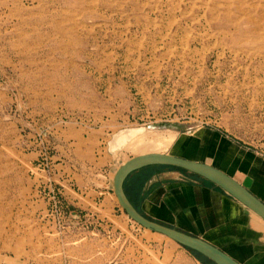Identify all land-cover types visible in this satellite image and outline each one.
Returning <instances> with one entry per match:
<instances>
[{"label":"rangeland","instance_id":"1","mask_svg":"<svg viewBox=\"0 0 264 264\" xmlns=\"http://www.w3.org/2000/svg\"><path fill=\"white\" fill-rule=\"evenodd\" d=\"M71 124L115 166L202 130L264 161V0H0V261L65 236L48 189Z\"/></svg>","mask_w":264,"mask_h":264},{"label":"crops","instance_id":"2","mask_svg":"<svg viewBox=\"0 0 264 264\" xmlns=\"http://www.w3.org/2000/svg\"><path fill=\"white\" fill-rule=\"evenodd\" d=\"M99 128L71 124L59 133L52 157L53 186L68 213L64 231L40 254L10 257L0 264H214L167 236L138 227L113 192L114 157L99 152ZM172 155L212 165L264 203V161L222 135H182ZM124 191L145 217L199 237L239 264H264V220L231 195L181 169L149 166L130 173ZM35 192V190H34ZM45 217V202L33 193ZM37 211V210H36ZM45 230V228H42Z\"/></svg>","mask_w":264,"mask_h":264},{"label":"water","instance_id":"3","mask_svg":"<svg viewBox=\"0 0 264 264\" xmlns=\"http://www.w3.org/2000/svg\"><path fill=\"white\" fill-rule=\"evenodd\" d=\"M160 126H163L160 124ZM149 166H169L195 174L213 183L241 202L264 220V203L246 187L220 169L205 162H199L172 155L150 152L135 155L124 161L113 175V192L125 214L139 226L167 236L175 242L193 250L214 264H239L233 258L205 240L163 225L142 215L129 201L124 191V180L133 171Z\"/></svg>","mask_w":264,"mask_h":264},{"label":"built area","instance_id":"4","mask_svg":"<svg viewBox=\"0 0 264 264\" xmlns=\"http://www.w3.org/2000/svg\"><path fill=\"white\" fill-rule=\"evenodd\" d=\"M49 186L50 188L48 189V193H49V198L51 200V202L57 207V205L59 204V207L61 206V204L59 203V197L58 194L53 190L56 189L55 186H53V184L51 182H49ZM57 190V189H56Z\"/></svg>","mask_w":264,"mask_h":264},{"label":"bare ground","instance_id":"5","mask_svg":"<svg viewBox=\"0 0 264 264\" xmlns=\"http://www.w3.org/2000/svg\"><path fill=\"white\" fill-rule=\"evenodd\" d=\"M162 125H163V124H162ZM140 128H143V129H144V127H142V126H141ZM119 131H120V130H119ZM119 131H118V132H119ZM118 132H117V133H118ZM117 133H116V134H117ZM116 134L113 136L112 140L115 138ZM112 140H111V141H112ZM111 141H110V143H111ZM110 143H109V145H110ZM110 149H111V145H110ZM147 153H150V152H147ZM159 153H163V152H159ZM139 155H140V154H139Z\"/></svg>","mask_w":264,"mask_h":264},{"label":"trees","instance_id":"6","mask_svg":"<svg viewBox=\"0 0 264 264\" xmlns=\"http://www.w3.org/2000/svg\"><path fill=\"white\" fill-rule=\"evenodd\" d=\"M163 167L177 169V168H175V167H169V166H163ZM183 171H184V170H183Z\"/></svg>","mask_w":264,"mask_h":264}]
</instances>
